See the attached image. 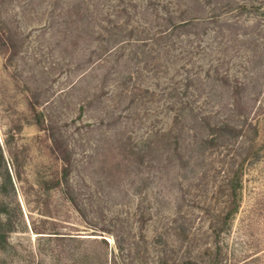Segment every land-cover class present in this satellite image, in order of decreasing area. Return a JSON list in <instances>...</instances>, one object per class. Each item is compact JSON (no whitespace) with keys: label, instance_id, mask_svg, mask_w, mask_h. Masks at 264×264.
<instances>
[{"label":"rangeland","instance_id":"1","mask_svg":"<svg viewBox=\"0 0 264 264\" xmlns=\"http://www.w3.org/2000/svg\"><path fill=\"white\" fill-rule=\"evenodd\" d=\"M1 200L0 264H264V0H0Z\"/></svg>","mask_w":264,"mask_h":264},{"label":"trees","instance_id":"2","mask_svg":"<svg viewBox=\"0 0 264 264\" xmlns=\"http://www.w3.org/2000/svg\"><path fill=\"white\" fill-rule=\"evenodd\" d=\"M131 6L135 7L134 4H131ZM121 11L122 13L130 17L129 16L130 12L128 11L126 7L122 8ZM122 15L123 14H120V16ZM179 25L174 24V25H171L170 27H167L161 30L160 36L162 37L170 36L171 34L175 32L176 29H178L181 26H184L185 24L183 25L179 24ZM7 37L8 38H6L4 41H5V44L8 43L9 45L11 39L9 36ZM53 139H54L53 141L55 144L56 151L63 164L62 170L60 172V176L57 178V182H56V185H61L62 183H68L69 177L73 170V161H72L68 147L60 144L57 138H55L54 136H53ZM8 215H9L8 205L4 200L3 201L1 200L0 201V249H5L6 243L8 242V235H10L11 232H13L15 228L12 220L10 219ZM103 241L107 243L104 238H103ZM184 264H198V263L194 260L189 259V260H186Z\"/></svg>","mask_w":264,"mask_h":264}]
</instances>
